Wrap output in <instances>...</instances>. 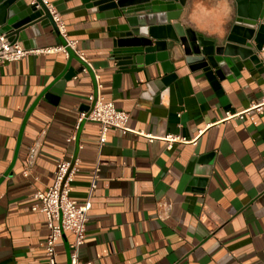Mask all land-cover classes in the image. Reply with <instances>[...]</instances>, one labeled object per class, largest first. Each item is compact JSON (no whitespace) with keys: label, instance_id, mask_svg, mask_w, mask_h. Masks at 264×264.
I'll use <instances>...</instances> for the list:
<instances>
[{"label":"crops","instance_id":"crops-1","mask_svg":"<svg viewBox=\"0 0 264 264\" xmlns=\"http://www.w3.org/2000/svg\"><path fill=\"white\" fill-rule=\"evenodd\" d=\"M53 1L76 46L38 20L22 39L9 37L64 50L0 64V264H48V226L31 208L32 193L51 184L61 156L77 165L70 197L90 199L84 264H264V107L223 118L264 96V46L243 56L234 50L229 71L196 65L175 41L165 60L137 62L113 54L119 18L82 0ZM10 2L0 0V11ZM235 17V0H185L176 21L223 48ZM98 93L129 112L131 128H109L102 143L96 121L78 120ZM138 131L194 141L168 146ZM35 140L38 156L24 175ZM158 200L172 203L166 218ZM71 240L70 232L58 239L59 264H68Z\"/></svg>","mask_w":264,"mask_h":264},{"label":"water","instance_id":"water-1","mask_svg":"<svg viewBox=\"0 0 264 264\" xmlns=\"http://www.w3.org/2000/svg\"><path fill=\"white\" fill-rule=\"evenodd\" d=\"M82 1L95 11L99 10L101 16H115L121 20L115 24L119 38L113 54L137 62L141 59L148 62L156 56L165 60L169 41H175L183 46L186 55L198 61L196 65L229 71L236 70L231 59L234 50L243 56L264 46V0H235L236 17L223 48H218L214 40L176 21L185 0ZM7 8L0 11V32L21 35L19 39L26 36L25 27L38 20L54 25L47 11L42 13L25 0H11Z\"/></svg>","mask_w":264,"mask_h":264},{"label":"built area","instance_id":"built-area-1","mask_svg":"<svg viewBox=\"0 0 264 264\" xmlns=\"http://www.w3.org/2000/svg\"><path fill=\"white\" fill-rule=\"evenodd\" d=\"M29 4L35 9H40L42 13L47 11L54 26L66 38L67 44L75 47V40L68 37L63 16L53 0H29ZM8 32H0V64L15 61L29 53L53 52L54 50H64L62 44L54 46H40L28 48L23 46L17 39H11ZM78 54L86 59L83 51L77 50ZM91 97L90 105L78 113V120L83 118L94 120L98 123L99 143L105 140L109 128L119 129L123 132L131 130L127 121L129 112L118 108L113 100L105 99L100 93L96 97ZM264 107V96L244 110H225L223 118H242L243 113L250 108L261 109ZM146 135L150 140L154 137H161L171 146L172 142L194 141V138H187L178 133L166 132L162 135L151 134L149 132L138 131ZM71 137L67 138L68 140ZM39 142L33 141L27 149L25 157V167L23 174L28 175L31 166L38 156ZM77 171V165L71 164L69 159L61 156L53 171V180L45 189L36 188L32 196L35 201L31 204L33 210L40 209L45 215L48 226V233L43 241L44 254L48 264H59L57 261L56 244L64 232L72 234L71 249L69 252L68 264H84L79 257V248L84 243L86 237V222L88 220V210L90 199L87 197L82 202H76L70 197L71 181ZM98 177V166H95L89 182L90 191L96 185ZM172 203L169 200H158L156 211L160 218L169 216Z\"/></svg>","mask_w":264,"mask_h":264}]
</instances>
